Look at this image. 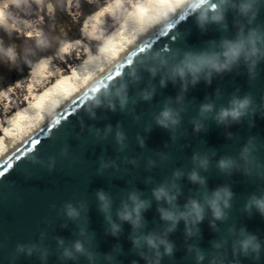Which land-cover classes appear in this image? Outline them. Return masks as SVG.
<instances>
[{"label": "water", "instance_id": "water-1", "mask_svg": "<svg viewBox=\"0 0 264 264\" xmlns=\"http://www.w3.org/2000/svg\"><path fill=\"white\" fill-rule=\"evenodd\" d=\"M219 4L221 0H193L0 162V264H264V217L255 207L245 210L251 196H264V59L254 78L243 60L231 71L213 72L210 83L205 73L195 84L186 69L183 79L176 74L191 56L218 55L223 61L222 42L236 39L240 26L245 33L264 30V0L251 23L225 6L222 23L200 27L197 17L206 13L211 21ZM118 90L127 97L123 108ZM145 93H151L149 99ZM246 95L252 105L240 122L217 123L221 107ZM209 103L213 111L201 115V106ZM165 108L178 114L174 128L156 123ZM196 123L203 126L200 131ZM246 146L250 152L245 158ZM203 158L207 170L199 164ZM221 158H231L234 167L221 171ZM193 171L203 185L189 180ZM161 186L175 195L171 204L154 197ZM224 186L233 193L231 206L224 209L225 219L215 220L204 196ZM101 191L111 200V220L120 225L116 236L100 210ZM133 192L149 202L138 230L117 216L123 204L131 207ZM191 199L204 206L201 222L193 224L188 217L193 235L186 234L185 219L168 232L171 222L162 220L158 209L185 211ZM66 204L79 211L78 219L66 216ZM242 229L258 237V259L240 254L238 246L234 252ZM150 233L167 239L172 254L160 246L157 256L143 241L139 248L133 246L132 238ZM77 240L91 260L74 250V259L62 256ZM18 245L35 247L28 255L17 252Z\"/></svg>", "mask_w": 264, "mask_h": 264}, {"label": "clouds", "instance_id": "clouds-1", "mask_svg": "<svg viewBox=\"0 0 264 264\" xmlns=\"http://www.w3.org/2000/svg\"><path fill=\"white\" fill-rule=\"evenodd\" d=\"M259 0H240L238 4H232L231 0H221V4L214 6L212 9L213 12L217 13L211 17V21L206 13L201 14L197 17V23L200 27H203L204 24L208 22L213 23H222L225 19V6H231L235 8L239 15L247 18L249 23L255 19L258 8L257 4ZM48 9L52 11V5H48ZM31 36V33H28ZM40 34L37 33V36ZM38 44H44L45 41L42 39L37 40ZM79 43V41H77ZM224 45V51L222 53L224 59L221 61L218 55H198L191 56L186 60L184 67L176 70V74L183 79L186 75V71L192 74V83L195 84L199 80V74L205 73L206 82H211V76L213 72L215 73H223L225 71H231L233 65L238 64L241 60L244 61L246 67L248 68V72L250 77L255 76V69L260 60L264 59V30L260 29H249L247 33L243 31V26H240L238 30L237 37L234 40H225L222 42ZM73 47L71 44H65L60 48L61 53H68L69 50ZM2 55L6 56L7 59L11 62L15 61L16 52L15 49L9 47L7 49L0 50ZM92 57H89L91 60ZM46 62V61H41ZM155 74V73H153ZM161 85H164V81L161 80ZM186 90V85H183ZM117 96L119 97V102L121 108H123L127 103V97L125 94H122L120 90L117 91ZM151 93H145L144 98L149 99ZM97 106H99V101H96ZM252 105V98L250 95H246L243 98L233 97L229 102V107H221L220 110L215 115L214 119L219 124H225L228 121L232 122H240L241 119L248 114V110ZM109 107L112 110H115V105L109 104ZM213 111V105L211 103L204 104L200 108V114L203 115L205 113H209ZM94 116V113L92 114ZM156 123L164 128H174L179 123L178 114L174 113L171 109L165 108L160 115L156 118ZM203 126L200 123H196L195 130L200 131ZM231 136V133L228 134ZM118 142H122L123 135L121 133H117ZM250 149L246 146L242 151V156L247 157ZM194 160L198 159V157L194 156ZM199 164L205 170H207L208 160L207 158H203L199 160ZM106 166V165H104ZM218 167L221 171H230L234 167V161L231 158H221L218 162ZM175 176H179L180 173H174ZM189 180L193 183L204 184L205 181L201 178L196 171H193L189 174ZM175 187V185H173ZM153 195L157 201L164 200L167 203L171 204L175 200V195L170 194L169 190L164 187H158L153 191ZM233 196L230 188L227 186L218 188L210 196H204V204L210 208L212 211L213 217L215 220H223L226 218V213L224 209L230 208V200ZM97 197L100 201V210L104 212L105 218L108 220L110 224V233L113 236H116L120 231V225L113 222L110 216V207L111 200L109 197L105 195L104 192H98ZM129 199L132 202L131 207L128 204H123L122 208L118 210L117 216L121 221L129 222L133 230H138L142 227V210H145L149 206V202L145 200H141L139 196L133 192L129 195ZM65 214L69 219L76 220L79 218V211L73 207L71 204H66L65 206ZM255 207L258 212L264 217V196L256 197L255 195L251 196L248 202L245 205L246 211H251V208ZM161 219L171 222V227L167 229L168 232L174 230L176 224L180 219H185L186 222V234L191 236L193 235L192 229L187 227L188 217H192V223H199L204 218V206L195 199L189 200L188 204L185 205V211H176L171 209L159 208ZM215 227V225H212ZM198 231V230H197ZM81 235L84 234V230L81 229ZM141 241L147 245V247L156 250V255L159 256V247L163 246L165 250V254L171 255L173 251V245L167 241V239L158 237L154 234H148L142 237H134L132 238V243L134 247L139 248L141 246ZM60 244H63V240L59 241ZM240 254L244 256H248L253 254L256 259L259 258V254L261 251V244L259 243L258 237L255 234L248 233L245 229H242L240 232V239H238L234 245V252L237 250ZM35 246H17V252H27L28 255H31ZM219 247V245H217ZM79 253L81 255L87 256L90 260L92 259V254L89 253L83 243L79 240L75 241L72 245V249L65 248L62 256L68 259H74V254ZM143 257L144 254L140 253ZM46 255V253L44 254ZM43 258V256H42ZM146 259V257H144ZM198 260H202L203 256L198 253Z\"/></svg>", "mask_w": 264, "mask_h": 264}, {"label": "bare ground", "instance_id": "bare-ground-1", "mask_svg": "<svg viewBox=\"0 0 264 264\" xmlns=\"http://www.w3.org/2000/svg\"><path fill=\"white\" fill-rule=\"evenodd\" d=\"M192 1L110 0L89 14L81 30L82 38L88 40V45L74 43L75 49H71L79 53V57L72 60L70 71H64L65 67L61 64L56 65L52 57L37 59L28 69L26 77L15 81L16 88L25 85L24 104L27 107L21 112L19 109L23 105H11L9 101L3 103V98L8 97L0 94V162ZM14 4L15 0H0L1 26L7 23L3 9ZM118 12L123 14L122 18L116 17ZM107 17H113L114 22L108 25L105 22ZM116 29L118 32L106 40L105 37ZM95 43L98 52L90 55ZM83 47L89 50L87 56L81 51ZM59 50L61 60L67 64L64 58L71 50L68 53ZM57 56L54 58H59ZM89 57L92 59L89 60ZM51 63L52 70L49 69ZM15 110L18 112L15 113ZM14 113L19 116L15 118Z\"/></svg>", "mask_w": 264, "mask_h": 264}, {"label": "rangeland", "instance_id": "rangeland-1", "mask_svg": "<svg viewBox=\"0 0 264 264\" xmlns=\"http://www.w3.org/2000/svg\"><path fill=\"white\" fill-rule=\"evenodd\" d=\"M109 1L15 0L14 5L3 9L7 23L5 26L0 25V50L12 47L16 52L14 62L9 61L6 56L0 53V94L3 93L4 96L8 97L7 99L3 98V103L9 101L11 105H23L20 107L19 112L26 109L27 106L24 104V94L26 93L25 85L23 84L21 88L14 87L15 82L9 86L3 87V85H8V81L12 79H16V81L20 79L22 81L27 75V68H30L41 57H52L51 60L56 65L61 64L65 67L64 71H70V67L73 66L72 60L79 57V53L70 49L71 53L67 54L65 56L66 58H64V60L66 59L68 61L66 64L61 60L62 56L58 54V50L67 43L73 45L72 48L75 49L77 41L83 45H88V40L82 38L81 30L84 22H82L78 31V38L74 40L71 38L76 33L75 22L82 14V2L93 3L95 9H98ZM49 4L52 5L51 12L48 9ZM118 13L116 17L122 18L123 14ZM105 22L109 25L114 22V19L113 17H107ZM118 29L110 32L105 39H111L118 32ZM28 33H31V36ZM37 33L40 35L37 36ZM38 39L44 40L45 43L42 45L38 44ZM97 50L98 46L95 43L93 44L90 55L97 53ZM81 51L87 56L89 50L83 47ZM55 55H58L57 57L59 58H54ZM52 66L53 64L51 63L49 69L52 70ZM53 86L54 83L51 87ZM49 90L50 87L48 88ZM14 112L16 113L18 111L15 110ZM15 115V118L19 116L18 114Z\"/></svg>", "mask_w": 264, "mask_h": 264}, {"label": "trees", "instance_id": "trees-1", "mask_svg": "<svg viewBox=\"0 0 264 264\" xmlns=\"http://www.w3.org/2000/svg\"><path fill=\"white\" fill-rule=\"evenodd\" d=\"M53 2V1H52ZM95 10H97V9H95V6L93 5V3H86V2H82V14H81V16L78 18V20L75 22V30H76V33L71 37L73 40L74 39H77L78 38V31H79V29H80V27H81V24H82V22L85 20V18L89 15V14H91L92 12H94ZM29 68H27V70H28ZM16 81V79H12V80H9L8 81V85H3V87L4 86H9V85H11L13 82H15ZM2 87V88H3Z\"/></svg>", "mask_w": 264, "mask_h": 264}]
</instances>
